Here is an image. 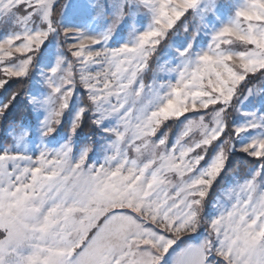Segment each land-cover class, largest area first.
<instances>
[{"label": "snow or ice", "instance_id": "1", "mask_svg": "<svg viewBox=\"0 0 264 264\" xmlns=\"http://www.w3.org/2000/svg\"><path fill=\"white\" fill-rule=\"evenodd\" d=\"M0 264H264V0H0Z\"/></svg>", "mask_w": 264, "mask_h": 264}, {"label": "trees", "instance_id": "2", "mask_svg": "<svg viewBox=\"0 0 264 264\" xmlns=\"http://www.w3.org/2000/svg\"><path fill=\"white\" fill-rule=\"evenodd\" d=\"M245 170L246 169L243 166H241V173H243Z\"/></svg>", "mask_w": 264, "mask_h": 264}]
</instances>
